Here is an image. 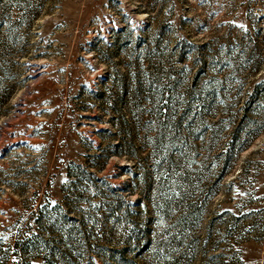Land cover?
<instances>
[{"label":"rangeland","instance_id":"1","mask_svg":"<svg viewBox=\"0 0 264 264\" xmlns=\"http://www.w3.org/2000/svg\"><path fill=\"white\" fill-rule=\"evenodd\" d=\"M264 0H0V264H264Z\"/></svg>","mask_w":264,"mask_h":264},{"label":"built area","instance_id":"2","mask_svg":"<svg viewBox=\"0 0 264 264\" xmlns=\"http://www.w3.org/2000/svg\"><path fill=\"white\" fill-rule=\"evenodd\" d=\"M260 15H261V16H264V9H261V10H260Z\"/></svg>","mask_w":264,"mask_h":264}]
</instances>
